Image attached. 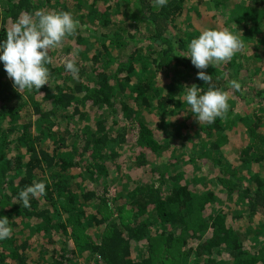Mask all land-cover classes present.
Listing matches in <instances>:
<instances>
[{
	"label": "trees",
	"instance_id": "trees-1",
	"mask_svg": "<svg viewBox=\"0 0 264 264\" xmlns=\"http://www.w3.org/2000/svg\"><path fill=\"white\" fill-rule=\"evenodd\" d=\"M40 10L68 11L78 28L50 51L39 90L18 92L0 63V216L12 228L0 264H264V0H0V40ZM224 27L245 44L230 61L197 69L174 55ZM193 84L228 92L223 118L200 124L176 98ZM160 118L168 126L151 128ZM127 147L126 190L109 186L108 167L120 172ZM193 162L216 168L214 189L195 187ZM34 181L46 194L25 208L18 193Z\"/></svg>",
	"mask_w": 264,
	"mask_h": 264
},
{
	"label": "clouds",
	"instance_id": "clouds-1",
	"mask_svg": "<svg viewBox=\"0 0 264 264\" xmlns=\"http://www.w3.org/2000/svg\"><path fill=\"white\" fill-rule=\"evenodd\" d=\"M167 3L168 0H154L157 8ZM77 28L78 21L68 11L40 10L17 17L6 29L5 38L0 40V63L18 92L39 90L49 84L50 70L47 66L52 64L50 51L59 47L67 37L75 35ZM244 47L240 34L228 27L206 28L190 40L186 50L174 55L190 58L195 68L206 69L209 65L215 67L230 61ZM64 68L72 73L74 79H79V68L73 60L66 59ZM197 78L205 84L211 81V76L205 71H198ZM228 86L241 89L235 80L228 81ZM176 98L188 106L200 124H212L229 110L228 92L211 85L206 90L195 84L185 86L184 95ZM45 194V182L34 181L19 191L16 202L28 208L31 199ZM11 234L8 218L0 216V241L10 238Z\"/></svg>",
	"mask_w": 264,
	"mask_h": 264
},
{
	"label": "rangeland",
	"instance_id": "rangeland-1",
	"mask_svg": "<svg viewBox=\"0 0 264 264\" xmlns=\"http://www.w3.org/2000/svg\"><path fill=\"white\" fill-rule=\"evenodd\" d=\"M198 9H199V11L200 12H202L201 10H203V7H198ZM195 10H193V8H190V13H188V15H189V17H191V21H192V23H194V21L196 20V21H198V22H204L205 24H207V20H202V17H196L195 16V12H194ZM184 14H185V11H184V13L182 14V17L184 16ZM208 13H206L205 15H207ZM24 112V114H26V112H25V110L23 111ZM167 123H168V121L167 120H162L161 118L157 121V122H154V124H152L151 125V128L152 127H154V129H156V128H158V126H159V124H160V126H168L167 125ZM64 124V123H63ZM62 125V124H61ZM62 126H64V125H62ZM156 130H158V129H156ZM201 133V138H202V136H203V133L202 132H200ZM178 146V147H177ZM180 145L179 144H175L173 147L174 148H176L175 149V152L176 153H180V152H182V149L179 147ZM131 147H127V148H125L126 150H125V154H124V152H123V150H122V152H121V155H123V156H119V162H121L122 161V168L120 169V172L119 171H116L114 168L112 169V165L110 166V167H108L109 168V174H108V182L110 183V185L109 186H113V187H115V186H121L122 188H125L126 190L129 188H131L133 185H132V181H126V175H128V168H131L130 166H131V163H130V157L132 156L131 155V153L129 154V149H130ZM132 152V151H131ZM234 152V150L233 149H230V150H228V151H226V153L227 154H232ZM129 155V156H128ZM182 155H184V154H182ZM182 155H181V157H182ZM126 156H128V158L126 159ZM132 158V157H131ZM168 158H172L171 157V154H161L159 157H157L156 158V161L157 162H161V161H165L166 162V160L168 159ZM232 164L233 165H237L238 166V161H232ZM200 167V169L198 170L199 172H201L202 173V176H203V183H201V184H199L200 186H195V187H197V188H202V189H209V188H215V186H216V184L215 183H213V182H211L210 180H212V179H214V177H216V173L218 174V171L216 170V168H213L212 167V165L211 164H207V165H204L203 163H201V162H199V163H197V162H193V164L192 165H187V168H186V172H187V175H188V178H190L191 177V175H192V172H193V170L194 171H197V169ZM239 167H242L241 165H239ZM136 173V172H135ZM137 174V173H136ZM132 175L131 174V179H137L138 180V178H140L142 175H140V174H137V175ZM187 178V181L188 182H191L189 179ZM208 179V180H207ZM87 184H88V186H91V183L90 182H87ZM97 184V183H96ZM102 187V186H101ZM251 225H252V227H251V225L249 224V222H248V220L247 219H245L244 221H243V223H241V225H240V228L242 229V230H245V231H249L248 233H249V235H256L257 234V232H256V229H254L255 228V225L257 224V222H256V220L255 219H253V220H251ZM248 227V228H247ZM193 243H195V241H193Z\"/></svg>",
	"mask_w": 264,
	"mask_h": 264
}]
</instances>
